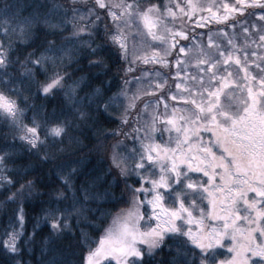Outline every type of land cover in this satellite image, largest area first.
Masks as SVG:
<instances>
[{
    "label": "snow or ice",
    "instance_id": "1",
    "mask_svg": "<svg viewBox=\"0 0 264 264\" xmlns=\"http://www.w3.org/2000/svg\"><path fill=\"white\" fill-rule=\"evenodd\" d=\"M35 7L0 4V264H264V0Z\"/></svg>",
    "mask_w": 264,
    "mask_h": 264
},
{
    "label": "trees",
    "instance_id": "2",
    "mask_svg": "<svg viewBox=\"0 0 264 264\" xmlns=\"http://www.w3.org/2000/svg\"><path fill=\"white\" fill-rule=\"evenodd\" d=\"M3 2H4V0H0V4H2ZM64 2H65V0H19V3L21 4V6L28 9V11L25 12V15H27L29 12L35 13V11H36L35 6H39V5L50 6L52 3H64ZM40 10L43 11L44 9L41 8ZM186 27L188 28V26H186ZM209 27L212 28L213 30H217V29L223 28L224 25H222V24L221 25L211 24V26H209ZM193 28H191V29H193ZM200 31L201 32L204 31L206 33L208 31V27H205L204 29H202ZM228 32H229V30H228ZM85 64H86V61H85ZM85 71L87 72V69H85ZM93 71H95V70H93ZM114 72H115V69L113 68V73ZM165 74L168 75V78H169L170 74L168 72H165ZM137 75H139V73H137ZM120 83H121L120 77L119 76L115 77V79L113 81V89L115 90V88L118 87L120 85ZM56 102L57 101H51V100L48 101L47 103H48L49 108H51L52 104L56 103ZM36 103L40 104V103H42V101L37 100ZM103 127L105 128V130L111 131L112 129H115L116 125L115 124H104ZM78 135L84 144H91V143L95 142L94 131H89V130L85 129L82 134L78 133ZM119 139L122 140L123 137H119ZM106 143L113 144V143H115V139L109 138V140L106 141ZM86 151L87 150L85 149V152ZM91 159H92L93 163L95 164L98 157L95 154H93L91 156ZM107 166H108V161H105V163L103 165H100V167H102V168H107ZM0 199H2V197H0ZM29 215L30 216L34 215V213L31 211V209H29ZM0 219H6L3 209H0ZM29 230H31V224L29 225ZM41 235H43V233H41ZM39 258H40V251H39V246L37 245L36 252L31 257L33 264H37V261L39 260ZM25 259L27 260V259H29V257L25 256Z\"/></svg>",
    "mask_w": 264,
    "mask_h": 264
},
{
    "label": "rangeland",
    "instance_id": "3",
    "mask_svg": "<svg viewBox=\"0 0 264 264\" xmlns=\"http://www.w3.org/2000/svg\"><path fill=\"white\" fill-rule=\"evenodd\" d=\"M204 2L207 3V2H209V0H204ZM205 15H206V14H205ZM198 18H199L198 16L194 17V19H193L191 22H189V21H187V20L185 19V25L188 26V28H189L190 31L192 30L191 28L195 27V23H196V20H198ZM211 24H216V23H215V22H212V23H210V24L208 25V27L211 26ZM202 29H204V28H196L195 31H196L197 33H200V32H201L200 30H202ZM228 30H229V33H231V32L233 31V30L231 29V27L228 28ZM213 31L215 32L216 30H213ZM202 32H204V31H202ZM204 33H205V32H204ZM240 42H241V43H244V40H243V36H242V35H241ZM251 48H252V49H255V48H256V45H254V44L251 45ZM261 54L264 55V52H262ZM169 59L172 61V64H173L172 71H171V73H170V75H169V80H171L172 76H174V74H175L176 68H175V60H174V58L170 56ZM157 67H159V66H157ZM163 71L168 72L167 69H164ZM240 75H241V77H242V76H243V73H241ZM171 88H172V91H175V84H172V85H171ZM240 94H241L240 89H237V90L235 91V95H236L237 97H239ZM245 95H246V91H245ZM161 110H163V109L161 108ZM202 135H203V138H204L205 141H207V140L209 139V137L211 136L210 133H203ZM215 151H216L217 155H219V154L222 152V148L217 147V148L215 149ZM205 204H207V201H205ZM217 211H219V209H217ZM260 242H264V238H260Z\"/></svg>",
    "mask_w": 264,
    "mask_h": 264
}]
</instances>
